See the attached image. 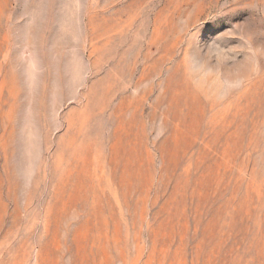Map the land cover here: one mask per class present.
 I'll return each instance as SVG.
<instances>
[{"label":"rangeland","instance_id":"obj_1","mask_svg":"<svg viewBox=\"0 0 264 264\" xmlns=\"http://www.w3.org/2000/svg\"><path fill=\"white\" fill-rule=\"evenodd\" d=\"M0 264H264V0H0Z\"/></svg>","mask_w":264,"mask_h":264}]
</instances>
